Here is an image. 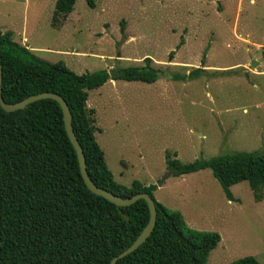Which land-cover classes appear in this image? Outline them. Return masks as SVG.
Wrapping results in <instances>:
<instances>
[{
    "label": "rangeland",
    "instance_id": "obj_1",
    "mask_svg": "<svg viewBox=\"0 0 264 264\" xmlns=\"http://www.w3.org/2000/svg\"><path fill=\"white\" fill-rule=\"evenodd\" d=\"M55 4L0 0V30L80 74L146 57L163 71L154 83L110 80L90 91L95 136L115 180L155 184V198L188 227L220 233L208 264L246 255L264 264V198L249 182L231 187L232 201L210 169L177 177L166 164L167 151L191 162L264 150V0H77L59 28ZM199 67L197 78L172 76Z\"/></svg>",
    "mask_w": 264,
    "mask_h": 264
},
{
    "label": "trees",
    "instance_id": "obj_2",
    "mask_svg": "<svg viewBox=\"0 0 264 264\" xmlns=\"http://www.w3.org/2000/svg\"><path fill=\"white\" fill-rule=\"evenodd\" d=\"M95 7V0H87ZM77 0H56L52 25L59 28L73 12ZM124 30V21H122ZM3 97L17 102L32 94H61L73 114V127L81 143L91 178L123 197L148 192L156 202L157 222L147 240L117 264H208L210 253L222 240L215 231L188 227L180 211L155 198V184L135 179L130 186L115 180L105 152L98 143L90 91L109 80L154 83L163 71L150 57L143 65L115 66L77 73L65 61L50 62L36 56L14 39L11 30H0ZM205 69L174 79H193ZM171 174L210 169L227 197L236 200L231 187L247 180L256 199L264 197V150L239 151L183 162L177 152H166ZM95 194L86 185L74 145L65 127L58 101L45 98L26 108L6 111L0 104V264H111L128 248L149 221L145 199L121 207ZM234 264H262L246 255Z\"/></svg>",
    "mask_w": 264,
    "mask_h": 264
},
{
    "label": "water",
    "instance_id": "obj_3",
    "mask_svg": "<svg viewBox=\"0 0 264 264\" xmlns=\"http://www.w3.org/2000/svg\"><path fill=\"white\" fill-rule=\"evenodd\" d=\"M2 90H3V66L1 60V41H0V104L1 106L6 111L10 112V111L26 108L27 105H29L30 103L40 99L51 98L58 101L63 110L66 131L68 133V136L72 144L76 149L80 163L81 174L85 180L87 187L95 194L100 195L106 198L107 200L115 203L126 220H130V217L128 214H126L123 211L121 207L130 206L142 198L147 201L150 210V217L148 223L146 224L142 232L139 234V236L128 248H126L125 250H123L122 252H120L119 254L113 257L111 264H117L118 259L123 258L128 254L137 250L147 240V238L150 236L156 225L158 211H157L155 199L148 192H139L137 194H134L133 196L123 197L95 183V181L91 178V176L88 173L86 155L74 131L72 111L66 99L61 94L52 91H45L37 94H32L17 102H7L3 97Z\"/></svg>",
    "mask_w": 264,
    "mask_h": 264
},
{
    "label": "crops",
    "instance_id": "obj_4",
    "mask_svg": "<svg viewBox=\"0 0 264 264\" xmlns=\"http://www.w3.org/2000/svg\"><path fill=\"white\" fill-rule=\"evenodd\" d=\"M11 31H13V30H11ZM3 32H6V31H3ZM13 33H14V31H13ZM14 39H15V34H14ZM18 42V41H17ZM21 44V43H20ZM23 45V44H22ZM24 46H27L28 47V45H24ZM30 50H31V48L30 47H28ZM110 81V80H109ZM115 81V80H114ZM90 96V95H89ZM88 100H89V98H88ZM87 103H88V101H87ZM204 170V169H203ZM201 171V170H200ZM190 174V173H189ZM184 175H187V174H184ZM184 175H181V176H184ZM178 177V176H177ZM233 195H234V193H233ZM235 196V195H234ZM236 197V196H235ZM264 198V197H263ZM238 199V198H237ZM239 200V199H238ZM237 200V201H238ZM262 200V199H261ZM233 201V200H232Z\"/></svg>",
    "mask_w": 264,
    "mask_h": 264
}]
</instances>
